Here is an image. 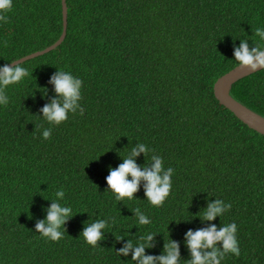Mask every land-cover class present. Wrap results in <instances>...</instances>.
Instances as JSON below:
<instances>
[{
  "label": "trees",
  "instance_id": "16d2710c",
  "mask_svg": "<svg viewBox=\"0 0 264 264\" xmlns=\"http://www.w3.org/2000/svg\"><path fill=\"white\" fill-rule=\"evenodd\" d=\"M12 5L3 13L9 22L0 21V66L52 45L64 27L62 0ZM67 6L63 42L19 63L29 75L8 86L9 102L0 104V264H138L131 251L126 257L116 251L148 233L156 234L155 246L145 255H162L171 239L185 264L188 230L233 222L240 256L229 253L221 264H264V135L213 90L238 65L241 40L264 48L254 35L264 29V0H67ZM58 70L83 81L84 114L77 109L54 125L40 110L57 98L49 81ZM231 94L264 116V70L239 79ZM138 143L149 148L135 157L138 166L150 168L158 155L165 170L174 169L160 207L146 199L143 181L132 200L117 201L107 190L109 169ZM60 189L65 196L58 202L73 216L53 242L36 224ZM215 199L231 209L203 221ZM135 208L149 225L138 224ZM96 220L108 226L93 248L81 233Z\"/></svg>",
  "mask_w": 264,
  "mask_h": 264
},
{
  "label": "clouds",
  "instance_id": "9594fccd",
  "mask_svg": "<svg viewBox=\"0 0 264 264\" xmlns=\"http://www.w3.org/2000/svg\"><path fill=\"white\" fill-rule=\"evenodd\" d=\"M12 6V0H0V21L9 22L8 17L3 13L11 11ZM254 35L264 40V29L256 28ZM4 43L7 46L8 41L6 40ZM234 59L238 62L239 67L249 69L251 72L264 70V48L256 46L250 49L247 40H241L240 47L234 51ZM12 64L14 66L8 64L0 66V104L5 106L9 102L8 97L5 95V89L9 85L19 83L29 75L28 70L19 63L13 62ZM49 83L54 85L57 98L40 110L47 122L60 125L68 119L70 112L75 114L77 109H79L81 116L84 114V109L78 104V101L82 99L80 89L83 81L81 79L74 78L69 72L58 70L51 77ZM50 137L51 129L44 130L43 138L47 140ZM148 152L149 148L145 144L138 143L136 147L131 149L128 157L123 158V163L117 168L109 169V175L106 177L107 190L114 194L117 201L134 199L142 181L144 182L145 197L151 205L155 207L162 206L170 195L171 177L174 169L169 167L165 170L163 159L160 156H151V161H154V163L150 168L147 165L143 167L137 165L135 157L141 153L146 155ZM55 195L57 200L53 201L50 208L47 209L46 220L38 221L36 224V232L53 242L63 238L64 233L60 229L73 216L71 207L62 206L58 202L64 198V190H58ZM231 207V203L225 204L223 200L215 199L214 202L208 204L203 212L202 220L213 221L229 211ZM133 211L139 225H149L151 223V220L139 208H135ZM113 224H115L114 218ZM107 226V220H96L94 223L86 225L81 234L85 242L95 248L98 246V241L104 239L102 230ZM236 233L237 225L235 222L221 226L219 230H217L215 224L196 231L188 230L185 234V243L191 258L186 260L185 264H221V261L229 253L239 257L240 249ZM155 235L154 233H148L146 236H141L138 238L141 242L135 245L129 239L124 247L116 252L118 255L126 257L131 251V260L138 262V264H180L179 243L171 239L164 243L162 255H145V248L155 246ZM116 239L122 240L124 237L120 236Z\"/></svg>",
  "mask_w": 264,
  "mask_h": 264
},
{
  "label": "water",
  "instance_id": "95a60500",
  "mask_svg": "<svg viewBox=\"0 0 264 264\" xmlns=\"http://www.w3.org/2000/svg\"><path fill=\"white\" fill-rule=\"evenodd\" d=\"M62 14H63V22H64L63 32L55 43L49 45L44 49L37 50L33 53L25 55L13 62L22 63L27 59L45 54L46 52L58 47V45L61 44L65 39L67 33V16H68L67 0H62ZM13 62L9 63L8 65L14 66V64H12ZM251 73L254 72H251L249 69L241 68L239 67V65H236L234 68L227 71L216 80L213 86V90L216 98L220 101V103L223 106H225L227 109L233 112L238 119H240L250 128L264 135V116L256 112L255 110L251 109L247 105L243 104L242 102H240L231 94L232 85L235 82H237L239 79Z\"/></svg>",
  "mask_w": 264,
  "mask_h": 264
}]
</instances>
